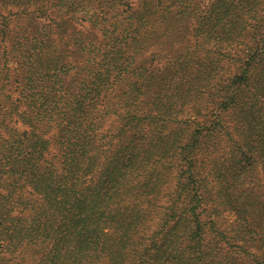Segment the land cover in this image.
Segmentation results:
<instances>
[{
	"label": "trees",
	"instance_id": "obj_1",
	"mask_svg": "<svg viewBox=\"0 0 264 264\" xmlns=\"http://www.w3.org/2000/svg\"><path fill=\"white\" fill-rule=\"evenodd\" d=\"M254 161L264 0H0V264H264Z\"/></svg>",
	"mask_w": 264,
	"mask_h": 264
},
{
	"label": "rangeland",
	"instance_id": "obj_2",
	"mask_svg": "<svg viewBox=\"0 0 264 264\" xmlns=\"http://www.w3.org/2000/svg\"><path fill=\"white\" fill-rule=\"evenodd\" d=\"M205 5H209L210 3L214 2L215 0H203ZM76 22L81 23L80 22V18H75ZM155 49V48H153ZM13 65V64H11ZM237 137V135H235V138ZM228 149H231V147L229 146ZM255 169V170H254ZM252 171L250 174L247 175L243 178L242 177V181L245 182L246 184H243V186H248V185H255V184H260V185H264V170H263V165L260 164L259 162L254 161L252 163ZM228 219L230 221H234L235 216H233L232 213L225 214Z\"/></svg>",
	"mask_w": 264,
	"mask_h": 264
}]
</instances>
